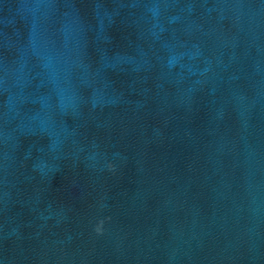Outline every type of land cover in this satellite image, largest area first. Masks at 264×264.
I'll return each mask as SVG.
<instances>
[{
	"label": "water",
	"instance_id": "1",
	"mask_svg": "<svg viewBox=\"0 0 264 264\" xmlns=\"http://www.w3.org/2000/svg\"><path fill=\"white\" fill-rule=\"evenodd\" d=\"M0 264H264V0H0Z\"/></svg>",
	"mask_w": 264,
	"mask_h": 264
}]
</instances>
